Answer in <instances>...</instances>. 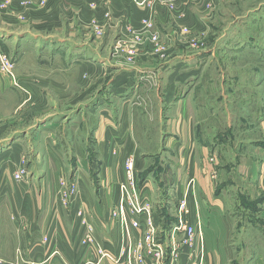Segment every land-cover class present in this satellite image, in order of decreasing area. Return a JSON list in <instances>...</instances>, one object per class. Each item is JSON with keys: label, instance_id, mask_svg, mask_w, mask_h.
Returning <instances> with one entry per match:
<instances>
[{"label": "crops", "instance_id": "1", "mask_svg": "<svg viewBox=\"0 0 264 264\" xmlns=\"http://www.w3.org/2000/svg\"><path fill=\"white\" fill-rule=\"evenodd\" d=\"M253 2L0 0V37L5 39L6 50L14 46L21 52H35L37 82L68 90L73 104L77 99L71 82L84 85L77 97L86 100L93 97L92 90L102 83V78L111 74V89H106L109 96L131 98L138 94L139 99L149 100L148 91L143 89L156 83L146 79L155 71L149 67L152 60L146 57L147 47H138L143 51L138 67L114 63L112 56L118 55L116 51H112V56L110 53V58L103 54L111 51V36L123 37L125 30L127 33L131 28L134 35L146 38L143 20L164 30L185 27L196 36L212 30L206 49L202 48L189 60L180 58L178 66L170 64L165 68L172 67L161 93L166 100L161 108L166 113L167 108L173 110L171 103L178 98L174 100V84L184 85L187 80L195 83L181 100L177 99L174 108L185 107L200 84V144L191 136L193 128L188 119L177 118L172 122L171 117L165 116L159 130L156 125L149 129L159 131L160 142L166 148L172 147L180 132L176 147L198 146V154L196 150L190 153L184 173L179 172L184 167V162L179 161L172 182L175 190L171 198L165 196L163 200L158 196L161 186L158 175L154 172L150 175L149 169L138 173L146 158L135 163L132 177L135 191L141 204L150 210L148 214L131 217L124 205V218L139 225L138 229H131L128 240L119 217L113 218L112 213L118 205L119 187L127 186L125 157L129 150L140 146L135 131L137 128L140 135L147 130L146 123L140 120L135 127L128 120L129 109L108 108L103 106L106 96H95L97 103L85 109L89 115L96 112L100 115L89 131V138L94 137L101 150L92 163L78 134L71 137L69 145L65 141L71 132L70 124L45 119L32 127L27 123L14 125L17 128L14 133L18 134L7 140L9 144L0 151V264H156L144 244L150 227L165 248L163 264H173L168 260L170 246L176 241L181 243L183 235L176 230L175 207L171 203L184 195L193 213L191 217L195 213L199 217L197 247L202 251L203 264H264V1L256 10H239L237 16L230 11ZM24 3L28 9L22 6ZM226 19L230 23L222 24ZM212 21L218 28L214 29ZM95 28L105 35L104 41L97 45ZM49 54L53 56L51 64L45 61ZM24 57L25 53L20 54L15 62L18 82L28 81V71L21 70L27 68L23 67ZM199 57L200 77L194 70L180 68L193 64L195 59L198 63ZM56 66L61 70H56ZM94 76L98 80L96 85L91 81ZM22 85L28 88L25 83ZM29 90L34 91L33 87ZM186 112L180 109L178 113ZM138 114L144 116L141 111ZM111 116L115 117V124ZM29 133L34 137L32 143L28 140ZM37 136L42 137L39 146ZM30 147L37 150L33 157L38 159L42 153L47 165L38 187L30 184L29 179L16 184L12 178L25 155L29 162ZM29 174L32 181L34 174ZM63 177L77 186L67 208L61 200ZM153 177L158 183L155 186ZM247 201L252 204L246 206ZM165 203L170 205L169 211ZM87 227H92L93 232L89 233ZM87 237L92 242L83 244ZM122 250L126 253L122 254ZM100 252L116 263L101 258ZM174 264H187L186 256L181 255Z\"/></svg>", "mask_w": 264, "mask_h": 264}, {"label": "rangeland", "instance_id": "2", "mask_svg": "<svg viewBox=\"0 0 264 264\" xmlns=\"http://www.w3.org/2000/svg\"><path fill=\"white\" fill-rule=\"evenodd\" d=\"M262 1L264 0H254L253 4H248L246 6L238 5L234 8V10L230 9L232 11V15L237 16V13H239V10H247L253 9L256 10L262 5ZM26 3L22 4V6L27 8ZM2 6V5H1ZM0 6V9H1ZM227 10L229 9L226 5ZM224 22V23H222ZM149 23L152 25L151 29H146L148 35L146 38L142 35H134L131 28H129L125 35L123 37H115L114 35L110 37V45L109 49L111 48V51H107L106 53H103L105 56H108L110 58V53L112 56V51H116L118 55L112 56V61L114 63H121L124 66H131V67H138V58L142 55L143 51L140 50L138 47L144 45V47H147L148 51L146 52L147 59H151L152 63L150 68H155L154 73L147 75L146 79H151L153 83H156V85L153 86H147L143 89V91H148L149 100L138 97V94L134 95V97L131 98H116L110 94V96L106 93V89H111V82L112 77L111 76H105L102 78V83L100 82L96 88L92 90L93 97H89L86 100H79V96L77 97V93L81 91V88L84 87V85L78 84H70L71 90H74L76 92V102L74 104L72 103L74 98H68V90L65 91L63 88H59L52 85L47 84H40L37 82L38 77L36 76V66L35 62L37 60L36 53L35 52H21L16 47H7L8 51L6 50V47L4 45L5 39L3 37H0V57L2 59L3 56H5L9 61L11 62V67L8 73L3 72V69H1L0 66V151L5 149V146L9 143H7V140H10L11 137H13L15 134V130L17 129L14 125L18 124H29V127H32L33 125L43 123L45 119V122L47 121H56L61 122L63 121L66 123V125L70 124L72 125L70 135H68L65 138V141L69 145V140L71 137L79 135L80 143L81 145L85 146L86 152H88V159L89 162L92 163L95 160L99 158V153H101L100 147L94 142V137L89 138V131L90 127H95L96 122L98 119H100V115L98 112L93 113L92 115L87 114L86 108L88 106H93L97 103L96 97L97 95H103L106 96L107 100L105 101L106 104L103 106H108V108H120L121 111H124L125 109H129L128 113V120L129 122H133V124L136 127L139 124L140 120H143V123H146L147 130L141 131L140 135H138L137 128L135 131V139L136 136H139V147H134L133 149L129 150V155L125 157V169H126V175H127V167L131 164V169L133 172H135V163H139V160L146 158L142 164H140L138 173H142L146 169L152 170L151 174H157L159 179L161 180V186L158 191V196L163 200L166 197H172V191L175 190L173 186V180L175 179V172L178 167L179 161L184 162V167L182 166L181 169L179 168L180 173L185 172L186 164L188 162V159L190 157V153L194 154V151L196 150V154H198L197 147H189V148H178L176 147L177 141H180L181 133L178 134L177 141H174L172 144V147L166 148L163 143L160 142L159 137V131L156 133L149 131L152 127L157 126V130H159L160 124L164 123V117H171L173 120L172 122H175L177 118L181 119H188L189 122L192 125V132L191 136L195 137V140L197 144H200V84L196 86V90L194 89V94L192 95V98L187 102L186 106L184 107H175V103H177V99L184 95L187 90L193 88V85H195L194 81L191 82V80H187L186 84H174L172 93H174V100L175 97H178L176 101H173L171 103L172 105V111H168L165 113L164 110H162V106L165 105L166 100L163 96H161V93L163 91V88L165 87V84L169 78V71L172 68H167L168 65L174 64L176 66L180 65L177 63V61L181 60L180 58L185 57L186 59L196 55L197 53H200V50L202 48H205L209 46L211 43L208 41L209 34L212 30H208L207 32H201L203 35L196 36L194 33H191V31L185 27H178L171 29L164 30L162 27H154V24L149 21ZM214 24V29L218 28L217 25L212 21ZM222 24H228L230 23L229 19L221 21ZM28 27V26H26ZM161 28V29H160ZM175 28V29H174ZM156 32H155V31ZM94 31H98L97 33V40L94 44L97 45V42L104 41V34L103 31H99V29H94ZM152 33L157 34L158 38L156 41H153L151 39ZM104 35V36H103ZM130 36V37H129ZM205 39V40H203ZM168 41H171V44L168 43ZM201 41V42H200ZM204 43V46H203ZM4 45V47L2 46ZM175 47L172 49V47ZM31 46H26V48H29ZM118 49V51H117ZM134 53L133 59L130 60L131 57L129 56V53ZM22 53H25V57L22 60L23 67H27L29 69H33V71L28 70L27 68H22V71H28L27 74V80L24 82H18V79L16 77V66L15 62L18 61V56ZM48 53H50L48 51ZM104 56V57H105ZM45 61L47 63H52L53 56L49 54L45 57ZM185 58H182V61ZM196 58V57H194ZM0 59V61H1ZM39 60V59H38ZM64 60H66L64 58ZM63 60V62H64ZM111 60V59H110ZM150 60V61H151ZM189 60V59H187ZM58 65V64H57ZM173 66V65H172ZM175 66V67H176ZM186 66V65H185ZM180 66L184 70H194L195 75L200 77V57L198 59V63H196V59L193 62V64H190L188 66ZM189 67V69H188ZM19 70L18 72L23 74L22 71ZM56 70L58 69V66H56ZM180 72V71H179ZM174 74V73H173ZM77 80L79 81L80 74H77ZM179 77V76H178ZM23 78V77H22ZM73 76L71 75L70 79L72 81ZM92 85H96L98 80L94 76L91 79ZM22 83H25L28 88L24 87ZM194 83V84H193ZM33 87V92L29 90V88ZM162 88V89H161ZM189 88V89H188ZM100 89V90H98ZM98 90V92H96ZM153 92V95L151 93ZM189 92V91H188ZM29 94V95H27ZM152 96V97H151ZM24 97V100H22ZM28 99H26V98ZM26 99V100H25ZM181 100V99H180ZM76 103V104H75ZM168 106V105H167ZM162 107V108H161ZM161 108L160 114L159 110ZM180 109H185L187 112L185 114H180ZM135 110V111H134ZM139 111L144 113V116L139 115ZM178 113L179 115H176ZM21 115H23L21 118ZM141 116V117H140ZM63 118V119H62ZM122 116L119 117V119L122 121ZM112 119V120H111ZM117 119V117H116ZM23 120L22 122H20ZM110 120L112 123L115 124V117L111 116ZM143 125V124H142ZM141 125V126H142ZM86 126V129H85ZM16 128V129H15ZM15 129V130H14ZM174 132V131H173ZM169 131L168 133H173ZM166 133L165 131H162V134ZM176 133V132H175ZM176 134V135H177ZM34 138V137H33ZM32 133L28 134V140L32 143ZM37 145L39 146L42 137L40 138L37 136ZM150 141V143H149ZM79 142V141H78ZM35 143V142H34ZM138 143V142H137ZM142 143V145H141ZM160 143V145H159ZM4 144L2 147L1 145ZM195 148V149H194ZM67 152L70 150L67 148ZM194 150V151H193ZM29 162L28 157L25 155V159L18 165V167L15 169V172L13 173V181L18 184L21 183L22 180H28V182L31 184V182L35 183V187H38L40 184V177L45 176L47 171V165H45V162L43 161L42 153L40 154V158L35 159L33 156L35 148H29ZM40 151H42V148H40ZM116 149H114V152ZM28 152H26L27 154ZM69 156V155H68ZM67 156V159H69ZM28 162V163H27ZM198 166V163H197ZM50 165H48V168ZM28 168V169H27ZM22 171L23 174L22 180L20 182L15 181L14 175L18 172ZM28 171V172H27ZM33 173L34 176L33 180L30 181V174ZM131 175V173H129ZM64 179L61 181L64 185L60 186L61 189L64 190V188H67V190H77V186L74 183H71L69 181L68 177H63ZM128 178V176H127ZM200 179V176H199ZM153 185H157L155 178H152ZM127 186L121 185L119 187V198H118V204L121 199V195H124L125 202L124 204L127 205L128 209L131 207V203L133 201V195L131 194V189L129 186H131L129 179H127L126 182ZM124 187V189H121V187ZM44 187V186H43ZM121 190V191H120ZM124 191V192H123ZM124 199V198H123ZM173 199V198H172ZM172 206L176 207L177 201H172ZM246 206H249L252 204L250 201L245 202ZM165 206L167 208V211H169L170 205L165 203ZM183 237L179 242H174V244H171L170 249L173 251L174 255H177L179 250L182 252V254L185 252V248L183 247ZM186 254V252H185ZM200 257L202 259L203 264V254L202 251H200Z\"/></svg>", "mask_w": 264, "mask_h": 264}, {"label": "built area", "instance_id": "3", "mask_svg": "<svg viewBox=\"0 0 264 264\" xmlns=\"http://www.w3.org/2000/svg\"><path fill=\"white\" fill-rule=\"evenodd\" d=\"M101 1H105V0H101ZM142 25L144 27V29H151L152 25L149 23V21L147 20H143L142 21ZM158 38L157 34L152 33L151 35V39L153 41H156ZM134 56V53H129L128 57H131L130 60H132ZM1 59V57H0ZM0 66L1 69H3V72L8 73L10 70L11 62L9 61V59H7L5 56L2 57L1 61H0ZM128 171H127V176L128 179L130 181L131 186V194L133 195V201L131 203V207L129 209V212L131 214V217H138L139 215H141L142 213H149V207L148 206H143L140 202L139 197L136 194L135 191V186L133 184V170L131 169V164L127 167ZM129 173H131V175H129ZM23 172L20 171L18 173H16L14 175V179L17 182H20L22 179V175ZM62 185H64L62 183ZM121 189H124V187L122 186ZM121 191V190H120ZM124 192V191H123ZM76 195V190H67V188H64V190L61 192V200H62V205L64 208H67V205L69 204L68 201L73 198ZM124 198V199H123ZM124 202H125V197L124 195H121V199L119 204L116 207V210L112 213V217L113 218H118L121 221V227L123 230V233L125 235V237L127 238V240L129 239V235H130V231L132 228L134 229H138L139 225L136 221H132L130 223V221L128 222V220L126 218H124ZM193 213L190 210V207L188 205V201H187V196L184 195L181 199L178 200L176 207H175V217H176V221H177V227L176 230L178 232H181L183 235V247L185 248V252L182 254V252L179 250L177 255H174L173 251L171 250L169 255H168V260H170V262L177 263L180 256L181 255H185L186 256V260H187V264H202V259L200 257V251L197 247V239L199 237V232L197 231V227H198V222H199V217L198 215L195 213L194 216L191 217ZM79 215V213H78ZM148 225L150 226L151 224L148 222ZM87 231L89 233L93 232V228L92 227H87ZM92 242V239L90 237H87L86 239H84L82 241L83 244H89ZM144 244L146 245V247L148 248V254L155 260L156 264H163V262L165 261L166 258V251L164 246L159 243L156 238H155V232L154 230L150 227V230L148 231V233H146L145 237H144ZM122 254H125L126 251L122 250L121 251ZM99 255L101 256V258H107L109 260H111L112 262L116 263V261L113 259H111L109 257V255L100 252Z\"/></svg>", "mask_w": 264, "mask_h": 264}]
</instances>
